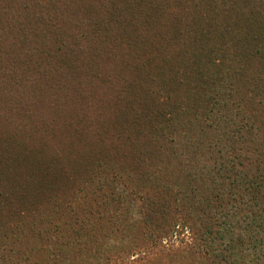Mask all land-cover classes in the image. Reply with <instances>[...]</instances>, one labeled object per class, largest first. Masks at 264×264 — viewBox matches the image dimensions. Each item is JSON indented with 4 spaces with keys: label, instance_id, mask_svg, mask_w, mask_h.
I'll return each instance as SVG.
<instances>
[{
    "label": "rangeland",
    "instance_id": "1",
    "mask_svg": "<svg viewBox=\"0 0 264 264\" xmlns=\"http://www.w3.org/2000/svg\"><path fill=\"white\" fill-rule=\"evenodd\" d=\"M234 1L235 11L264 12V0ZM186 2L194 11L197 0ZM168 9L163 0H0V191L10 193L0 197V264H222L209 240L223 221L242 239L227 261L257 264L240 187L212 198L206 155L186 157L184 145L169 154L131 118L138 96L160 84L161 63L148 56L171 43ZM251 61L243 66L257 75ZM250 114L264 146V112ZM146 198L168 204L165 235L145 220ZM252 233L264 245V229Z\"/></svg>",
    "mask_w": 264,
    "mask_h": 264
},
{
    "label": "trees",
    "instance_id": "2",
    "mask_svg": "<svg viewBox=\"0 0 264 264\" xmlns=\"http://www.w3.org/2000/svg\"><path fill=\"white\" fill-rule=\"evenodd\" d=\"M186 1L190 0H163L176 22L168 34L171 43L159 45L158 56L151 53L148 56L149 60L159 59L161 63L157 69L160 84L147 89L145 97L138 96L140 102H135L131 118L147 143L155 142L168 152L184 145L186 157L191 156L193 160L200 153L206 155L201 175L207 180L206 185L203 183L205 191L212 198H217L225 186L240 187L253 209L251 218L242 224V230L250 231L245 244L254 253V263L264 264V245L252 233L254 229H264V216H261L264 213V146L254 142V136L261 131L254 126L250 114V111L264 112V12L246 13V6L235 11L237 2L233 0H219L220 3L197 0L192 11ZM182 2L185 6L180 7ZM220 7L225 13L221 20ZM184 10L187 13H181ZM209 45L217 49H208ZM208 55L214 57L202 61ZM245 60L258 61L257 75L248 73L243 66ZM223 61H227L228 69L232 63V72H223ZM236 63L243 67H237ZM185 95L193 100L188 102ZM244 104L247 107L250 104L251 110L247 111ZM215 178L221 187H212ZM9 194L7 190L0 191L2 198H10ZM213 204L207 203L202 209L208 213L218 211V206ZM168 207L166 202L149 201V198L141 207L145 220L160 228L164 235L170 225ZM214 224L217 238L211 237L209 245L219 263L230 264L228 251L242 239L233 236V227L230 228L228 221ZM216 240L218 245L213 248Z\"/></svg>",
    "mask_w": 264,
    "mask_h": 264
}]
</instances>
